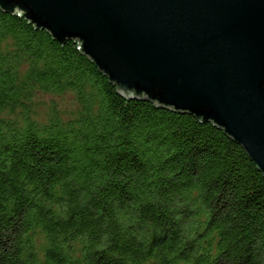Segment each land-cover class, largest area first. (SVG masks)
I'll return each instance as SVG.
<instances>
[{"label": "trees", "instance_id": "16d2710c", "mask_svg": "<svg viewBox=\"0 0 264 264\" xmlns=\"http://www.w3.org/2000/svg\"><path fill=\"white\" fill-rule=\"evenodd\" d=\"M0 264H264V177L0 9Z\"/></svg>", "mask_w": 264, "mask_h": 264}, {"label": "water", "instance_id": "95a60500", "mask_svg": "<svg viewBox=\"0 0 264 264\" xmlns=\"http://www.w3.org/2000/svg\"><path fill=\"white\" fill-rule=\"evenodd\" d=\"M0 9L76 40L126 99L210 122L264 177V0H0Z\"/></svg>", "mask_w": 264, "mask_h": 264}]
</instances>
